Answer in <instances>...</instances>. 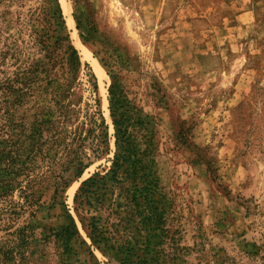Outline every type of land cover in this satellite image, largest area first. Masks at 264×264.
<instances>
[{
	"label": "rangeland",
	"instance_id": "obj_1",
	"mask_svg": "<svg viewBox=\"0 0 264 264\" xmlns=\"http://www.w3.org/2000/svg\"><path fill=\"white\" fill-rule=\"evenodd\" d=\"M44 3L0 0V25L13 34L16 18ZM51 3L80 65L52 77L55 89L36 86L8 104L1 82L13 67L0 65V264L127 262L112 245L134 240L104 221L125 215L114 204L127 187L143 189L145 221L157 215L149 248L163 249L167 264L174 255L173 264H264V0ZM111 89L130 108L129 142L149 181L131 185L123 164L119 183L106 175L94 210L96 202L78 204L79 189L128 146L117 142ZM42 117L50 120L37 137ZM93 121L104 123L105 143L88 132ZM24 191L33 206L4 212ZM144 217H130L139 242L145 233L134 225Z\"/></svg>",
	"mask_w": 264,
	"mask_h": 264
},
{
	"label": "trees",
	"instance_id": "obj_2",
	"mask_svg": "<svg viewBox=\"0 0 264 264\" xmlns=\"http://www.w3.org/2000/svg\"><path fill=\"white\" fill-rule=\"evenodd\" d=\"M27 24H30L31 27H25ZM64 24L60 7H53L51 0H45L44 4L36 7L32 12L29 11V13L25 15L24 21L20 16L16 18L13 34H9L8 31H6L9 30L8 26L2 27L0 25V65H9L13 67L10 76L5 77L3 82H1L2 92L5 96V104H8L9 99L14 94H16L14 98L19 99L24 94H27V90H32L36 86H42L44 88L52 87L55 89L56 83L51 79L52 77H59L63 72L75 73L78 70L80 63L78 61L77 51L69 42L68 36L61 32V30L65 28ZM24 31H28L27 36L29 42L26 43L28 50L21 39ZM3 33H7V35ZM10 38L12 39L11 41L9 40ZM17 41L20 43H17ZM43 77H45V80L48 78L47 81H45L46 83H44V85L38 84L37 79ZM57 85L59 84L57 83ZM110 94L112 95L110 98V105L113 124L117 128V142L126 143L128 146L125 148L124 145H121V150L124 151V154H115L112 169L101 177L89 179L79 189L78 204L84 206L96 202L99 205L98 207H94V210H98L100 205L103 206L102 202L104 199L106 200L105 194L101 193V190L105 188L106 175L109 174L107 177L119 183L120 179L118 173L123 164L127 165L123 170L124 177L127 181L129 180L128 182L131 185H138V179L141 177L146 179L147 182L149 181L147 175L143 173L145 165L138 157L142 155L143 152L137 151L134 141L129 142L127 126L132 119L129 112L130 108L120 103L114 96L116 92H113L112 89ZM1 105L2 104H0V108L2 107ZM6 106L8 107V105ZM49 120L48 117H42L40 121L35 120L37 124L35 127L33 125L34 128L32 127L31 134L40 137L44 131L41 125ZM137 121L140 120L137 119ZM103 127H105L103 122L93 121L88 132H95L93 138H99L102 140L101 142L105 143L106 132L102 130ZM34 150L35 145L32 144L29 152H34ZM19 170L20 169H16L15 172L18 173ZM29 185H31V183H29ZM142 192V188L131 190L127 187L124 189L123 201L114 205L115 209L118 210L119 208V211H125V215L115 217V221L111 222L108 221V217L104 219L115 234H118L121 229L127 233L124 238H132L134 240V242L130 244L127 239H115V244L112 245V248L114 246L118 251H124L125 257H127L128 260L127 262L124 261L123 264H167V253L163 249L158 248L157 250H150L149 248L150 237L149 233L146 232H148L150 223L154 221V219L152 221V218L157 215L154 213V217L145 221L148 216L144 214V212L148 207L141 208L137 201V197L139 196L146 199V195H143ZM23 198V203L4 207V212L11 214L14 208L22 210L24 207L30 208L33 206V203L29 200V196L25 191ZM130 203L133 204V207L130 206ZM149 209L156 210V207H149ZM116 213L117 211L109 212L110 215H115ZM133 214L145 216L143 220L139 221L140 225H134L136 226L134 228L140 231L143 230V233H145V235H139V238L142 239L141 242H139L138 238L135 239L130 232L133 228L130 217ZM101 219L102 218L94 217L93 220L94 222H98V220L101 221ZM94 222L91 226L96 228ZM21 237L23 238L24 235H21ZM175 258V255L170 258L172 261L171 264L175 262Z\"/></svg>",
	"mask_w": 264,
	"mask_h": 264
},
{
	"label": "bare ground",
	"instance_id": "obj_3",
	"mask_svg": "<svg viewBox=\"0 0 264 264\" xmlns=\"http://www.w3.org/2000/svg\"><path fill=\"white\" fill-rule=\"evenodd\" d=\"M62 7H63V10H64V13H65V14H68V13H67V12H68V11H67V7H66L64 4H63Z\"/></svg>",
	"mask_w": 264,
	"mask_h": 264
}]
</instances>
